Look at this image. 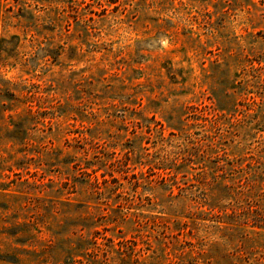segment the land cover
Instances as JSON below:
<instances>
[{"label": "rangeland", "instance_id": "obj_1", "mask_svg": "<svg viewBox=\"0 0 264 264\" xmlns=\"http://www.w3.org/2000/svg\"><path fill=\"white\" fill-rule=\"evenodd\" d=\"M0 264H264V0H0Z\"/></svg>", "mask_w": 264, "mask_h": 264}]
</instances>
